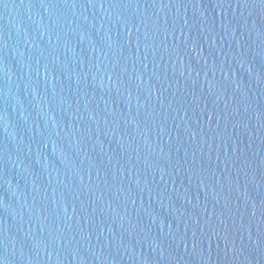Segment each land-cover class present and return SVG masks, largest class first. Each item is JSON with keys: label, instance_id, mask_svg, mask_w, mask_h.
Listing matches in <instances>:
<instances>
[{"label": "water", "instance_id": "95a60500", "mask_svg": "<svg viewBox=\"0 0 264 264\" xmlns=\"http://www.w3.org/2000/svg\"><path fill=\"white\" fill-rule=\"evenodd\" d=\"M0 264H264V0H0Z\"/></svg>", "mask_w": 264, "mask_h": 264}]
</instances>
